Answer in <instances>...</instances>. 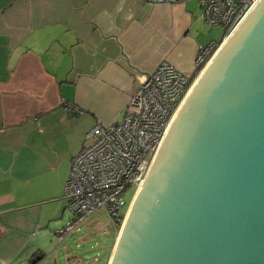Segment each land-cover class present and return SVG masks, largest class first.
<instances>
[{
	"label": "crops",
	"instance_id": "crops-1",
	"mask_svg": "<svg viewBox=\"0 0 264 264\" xmlns=\"http://www.w3.org/2000/svg\"><path fill=\"white\" fill-rule=\"evenodd\" d=\"M213 28L197 0H0V264H38L52 239L80 233L54 234L87 132L119 122L161 62L192 76L199 48L222 40Z\"/></svg>",
	"mask_w": 264,
	"mask_h": 264
},
{
	"label": "water",
	"instance_id": "water-1",
	"mask_svg": "<svg viewBox=\"0 0 264 264\" xmlns=\"http://www.w3.org/2000/svg\"><path fill=\"white\" fill-rule=\"evenodd\" d=\"M108 264H264V0L171 120Z\"/></svg>",
	"mask_w": 264,
	"mask_h": 264
},
{
	"label": "built area",
	"instance_id": "built-area-1",
	"mask_svg": "<svg viewBox=\"0 0 264 264\" xmlns=\"http://www.w3.org/2000/svg\"><path fill=\"white\" fill-rule=\"evenodd\" d=\"M150 3H176L179 0H147ZM256 0H197L200 17L208 26L221 27L225 39ZM221 40V41H222ZM220 43L200 47L195 57L193 77L169 62H161L146 75L130 97L122 119L112 124L97 123L86 134L89 143L69 164L63 196L71 213L65 225L54 234L59 241L92 214L102 210L119 225L132 196L148 172L169 122L212 53ZM68 113L81 112L65 104ZM134 190L127 199L129 188Z\"/></svg>",
	"mask_w": 264,
	"mask_h": 264
},
{
	"label": "rangeland",
	"instance_id": "rangeland-1",
	"mask_svg": "<svg viewBox=\"0 0 264 264\" xmlns=\"http://www.w3.org/2000/svg\"><path fill=\"white\" fill-rule=\"evenodd\" d=\"M213 27H215L213 28L215 33L213 36L216 37V42H218L224 31L221 27ZM222 42L212 53L207 64L216 54ZM207 64L201 72L206 68ZM201 72L197 74L195 79L199 77ZM193 81L195 82V80ZM133 190V187L127 190V199H129ZM132 200L130 203H132ZM122 225V223L115 225L102 210H98L79 226L80 233H71L63 244H58L55 239L48 242V246L43 250L47 253V257L38 264H62L65 261V254L68 252H70V255H76L80 260L82 258L81 264H108Z\"/></svg>",
	"mask_w": 264,
	"mask_h": 264
},
{
	"label": "bare ground",
	"instance_id": "bare-ground-1",
	"mask_svg": "<svg viewBox=\"0 0 264 264\" xmlns=\"http://www.w3.org/2000/svg\"><path fill=\"white\" fill-rule=\"evenodd\" d=\"M229 35H230V34H229ZM229 35H228V36H229ZM228 36H227V37H228ZM227 37L225 38V40L227 39ZM225 40H224V41H225ZM224 41L222 42V44L224 43ZM222 44H221V45H222ZM221 45H220V47H221ZM220 47H219V48H220ZM219 48H218V49H219ZM217 51H218V50H217ZM210 61H211V60H210ZM210 61H209V62H210ZM207 62H208V61H207ZM206 64H207V63H206ZM206 64H205V65H206ZM208 64H209V63H208ZM208 64H207V65H208ZM204 67H205V66H204ZM204 67H203V68H204ZM206 67H207V66H206ZM203 68H202V69H203ZM204 70H205V69H204ZM204 70H203V71H204ZM203 71H202V72L200 71L201 74L203 73ZM200 72H199V73H200ZM201 74H200V75H201ZM200 75H199V77H200ZM196 77H197V76H196ZM199 77H198V78H199ZM198 78L194 79L195 82L198 80ZM195 82H194V81L192 82L191 86L189 87V89H188V91L186 92L185 96L183 97L182 101L180 102V104H179L178 107L176 108V110H175V112H174V114H173L171 120L173 119L174 115H175L176 112L178 111L179 107H180L181 104L183 103L184 99L186 98V96H187L188 93L190 92V90H191V88L193 87V85L195 84ZM171 120H170V122H171ZM170 122H169V124H170ZM168 126H169V125H168ZM167 128H168V127H167ZM166 130H167V129H166ZM160 144H161V143H160ZM157 151H158V150H157ZM156 153H157V152H156ZM155 155H156V154H155ZM137 188H138V187H137ZM136 191H137V189L135 190V192H134L132 198L134 197ZM131 200H132V199H131ZM130 204H131V203H129L128 209H129V207H130ZM128 209H127V210H128ZM128 211H129V210H128ZM128 211L126 212V214H128ZM126 214H125V216L127 217ZM125 216H124V219H126ZM124 222H125V220L122 221V224H123V225H124ZM123 225H122V227H123ZM121 230H122V228H121ZM121 230H120V232H121ZM119 235H120V233H119ZM118 238H119V236H118ZM118 238H117V241H118ZM115 246H116V245H115ZM114 249H115V248H114ZM113 252H114V250H113ZM112 255H113V253H112ZM111 257H112V256H111Z\"/></svg>",
	"mask_w": 264,
	"mask_h": 264
},
{
	"label": "trees",
	"instance_id": "trees-1",
	"mask_svg": "<svg viewBox=\"0 0 264 264\" xmlns=\"http://www.w3.org/2000/svg\"><path fill=\"white\" fill-rule=\"evenodd\" d=\"M197 71H198V69H195L194 73L192 74V77H193L194 75H196Z\"/></svg>",
	"mask_w": 264,
	"mask_h": 264
}]
</instances>
